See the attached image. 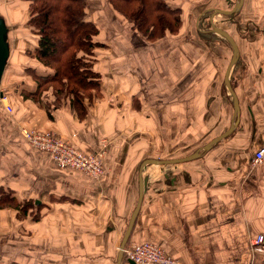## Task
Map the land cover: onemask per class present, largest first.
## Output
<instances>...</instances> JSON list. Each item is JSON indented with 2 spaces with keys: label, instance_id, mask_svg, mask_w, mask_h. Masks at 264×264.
I'll return each instance as SVG.
<instances>
[{
  "label": "crops",
  "instance_id": "1",
  "mask_svg": "<svg viewBox=\"0 0 264 264\" xmlns=\"http://www.w3.org/2000/svg\"><path fill=\"white\" fill-rule=\"evenodd\" d=\"M236 1L169 0L181 9V26L155 42L110 23L95 37L102 44L91 55L102 76L100 93L84 102L83 120L68 100L51 106L52 95L50 115L19 99L13 117L0 120V186L55 209L49 214L57 219L60 264H132L119 255L139 198L127 245L158 244L174 264H264V254L249 245L252 236L264 235V160L252 162L264 144V0H243L233 16L214 13ZM212 24L237 45L229 75L237 114L225 84L232 46ZM34 64L40 74L50 73ZM18 124L52 130L87 153L106 141L104 177L59 168L26 144ZM192 154L177 163L146 164ZM15 211L0 209L27 227L21 249L28 264L30 224Z\"/></svg>",
  "mask_w": 264,
  "mask_h": 264
},
{
  "label": "trees",
  "instance_id": "2",
  "mask_svg": "<svg viewBox=\"0 0 264 264\" xmlns=\"http://www.w3.org/2000/svg\"><path fill=\"white\" fill-rule=\"evenodd\" d=\"M112 9L119 13L148 42H155L167 34H177L181 26V9L167 0H107ZM28 25L37 35L32 57L45 68L46 75L32 67V77L37 80L33 92L22 90L26 99H31L50 115V108L58 107L61 98H67L68 105L78 119L83 120L92 91L100 92L101 77L94 70L91 55L102 44L95 41L99 34L97 24L87 18L86 0H30ZM204 17H201L203 19ZM200 27H204L201 22ZM209 28V27H208ZM51 87L54 101L51 106L41 105V89ZM28 91V90H27ZM99 95V94H98ZM22 202V201H21ZM42 207L32 199L19 203L11 190L0 186V209L17 210V218L26 216L29 208ZM19 212L22 213L19 215ZM37 218V217H36ZM10 264H20L17 262Z\"/></svg>",
  "mask_w": 264,
  "mask_h": 264
},
{
  "label": "rangeland",
  "instance_id": "3",
  "mask_svg": "<svg viewBox=\"0 0 264 264\" xmlns=\"http://www.w3.org/2000/svg\"><path fill=\"white\" fill-rule=\"evenodd\" d=\"M86 1L88 5L87 18L90 20H94L96 22L99 28V34L100 32H103L105 30L104 28H107V26L110 23H111L110 26L112 27L122 25L123 26L122 28L117 29V31L120 33L121 31H125V30L130 31L132 29V23L130 21L128 22L119 13L114 11L107 0H86ZM167 1L169 2V0ZM29 3L30 0H0V21L3 22L4 25V37L8 51V55L4 63L5 67L1 78L2 85L0 90L2 91V93H4V97L0 99V104L3 107L2 112H0V120L4 119L6 121H9V119L13 117L12 114L14 111L13 106L16 105V102L19 101V99L26 100V98L23 97L21 92L22 90L29 92V89L31 88L29 87L30 85H27L28 83L31 84L30 82L32 83L34 82V85L32 86L33 89H31L32 91L30 92L35 91L37 88V80H35V78L32 77L33 75L32 72L28 70V68L32 70V67L35 65L34 64L35 60L32 57L31 53L36 45L35 42L37 40V35L33 31L34 28L32 26H29L27 22L29 20V7H28ZM108 11L111 13H109ZM120 33L118 34L119 37L121 36ZM38 71L40 73H43V71L39 69ZM41 92L42 93L39 100L41 102V105L48 106L49 98L51 95L53 99L52 102L50 103H53L55 98H54V92L51 87L45 88V86H43ZM98 94H96V91L93 90L90 99L92 100V98L98 97ZM90 99L88 101H90ZM28 100L32 101L31 99ZM64 101H67V98H61L59 105H61V103ZM86 101L87 98L84 100V102ZM22 126L23 125L21 124L16 125L18 135H22L21 133ZM24 127L31 128L26 125H24ZM0 130H3V128L0 127ZM106 143H107L106 141H103L101 144H99L97 149L92 151V152L101 151L103 153L101 156V161H103L107 151ZM41 152L43 155L45 156L47 155L48 159L52 163V159L50 155L46 151L41 150ZM64 168H70V167H64ZM79 172L82 173L84 176H86L83 172L81 171ZM104 174H105V165L103 161V173L99 178H93V179L100 180L102 177H104ZM29 176H30V172H27V178H30ZM30 183L33 184V180H31ZM29 190L30 189H28V192ZM18 200L19 203L23 205L24 201L28 199L21 200L18 198ZM40 204L42 205V207L29 208L28 211L26 212V216H23L24 218L27 217L29 220L30 227L28 231L31 234L30 244L33 249L31 253V257L28 259L27 263L28 264H60L57 219L56 217L49 214L50 211L51 212L55 211V209H53L51 205L50 208L46 209L47 207L46 205L42 203ZM16 214L17 211H15V216ZM21 214L22 213L19 212V215ZM46 214L49 215L47 217H44ZM9 215H11L12 217V212L0 213V217L2 218L0 219V262L1 264H10L16 261L18 263L20 261L19 263L21 264L23 262V252L21 249V246L23 244L22 237H24L25 235L24 233L25 231H27L26 230L27 227L22 228L19 227V225L16 226L14 224L15 222L12 223L10 221ZM5 216H7V219H9V223H6L4 221L6 220L3 219ZM15 218L17 220H21L17 218V216ZM21 226H23V224ZM33 226H35V228H33ZM42 228L45 229L46 232L44 234L40 233V235L37 234L38 230L41 231L40 229ZM124 245L125 246L123 247V249H121L122 250L121 259L123 261L124 260L129 261L130 258H128V255L126 254L124 249H126L127 247H132L137 245L130 246L127 245V243H125Z\"/></svg>",
  "mask_w": 264,
  "mask_h": 264
},
{
  "label": "built area",
  "instance_id": "4",
  "mask_svg": "<svg viewBox=\"0 0 264 264\" xmlns=\"http://www.w3.org/2000/svg\"><path fill=\"white\" fill-rule=\"evenodd\" d=\"M21 133L26 144L32 149L46 151L59 168L70 167L83 172L90 178H99L103 173L102 152L87 153L75 148L71 139L60 137L51 130L39 131L22 126ZM264 160V144L253 153V164ZM253 252L264 254V235L256 234L249 240ZM128 258L136 264H174V260L165 255L161 246L142 242L137 246L124 249Z\"/></svg>",
  "mask_w": 264,
  "mask_h": 264
},
{
  "label": "water",
  "instance_id": "5",
  "mask_svg": "<svg viewBox=\"0 0 264 264\" xmlns=\"http://www.w3.org/2000/svg\"><path fill=\"white\" fill-rule=\"evenodd\" d=\"M242 1L243 0H237L236 3H235V5H234V7L232 9H229L228 11L221 10V9H215L214 10V13H221L223 15H227V16L232 15L233 16V15H235L234 13H236L237 11L240 10V7L242 5ZM214 13H213V15H214ZM212 29H213L214 32H217L223 38H225L227 40V42L230 43L231 46H232V56H231L232 58L230 60L229 66L227 68V73H226V78H225V84L227 85V88H228V90L230 92L231 98L233 99L234 111L237 114V112H238V101L236 99V96H235V93H234V91L232 89V86L229 83V75H230V72H231L230 70H231L232 66L236 63V61L238 59V57H237L238 56L237 45H236V43H234V40L232 39L231 35L228 34L226 31H224L223 29H220L216 25H213L212 26ZM7 55H8V51H7V44L5 42V37H4V25H3V22L0 21V85H1V81H2L1 77H2V74H3L4 67H5L4 63H5V60H6ZM3 97H4V93H2V91L0 90V99L3 98ZM223 136H225V135L222 134L219 137L214 138V140H212L211 142H209L205 146V148H209L213 143H215L217 140H219V138H222ZM195 155L196 154H192L189 157L177 158V159H163V161H161V160H159V161L158 160H150L149 159V161H147L146 164L149 163V162L150 163H157V164L177 163L179 161L189 160L192 157H194ZM144 183H145V181H143V183H142V185L140 187L141 188V194H142V192L144 190V188H143V185H145ZM139 206H140V198H139V201H138V204H137L135 210L133 211V213L130 216L131 218H130V221H129L128 225H127L126 233L124 234L123 241L121 243L119 260L121 259V256H122V253H121L122 250L121 249H123V247L125 246L124 244H125V242H126V240L128 238V235L130 233V229L132 227V224L135 221L136 214L138 212ZM129 262L132 263V264H135L130 259H129Z\"/></svg>",
  "mask_w": 264,
  "mask_h": 264
}]
</instances>
